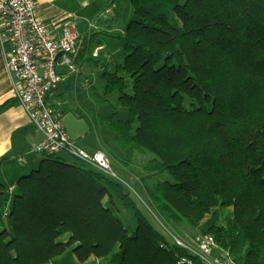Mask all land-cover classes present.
<instances>
[{"label":"trees","instance_id":"trees-1","mask_svg":"<svg viewBox=\"0 0 264 264\" xmlns=\"http://www.w3.org/2000/svg\"><path fill=\"white\" fill-rule=\"evenodd\" d=\"M126 1L125 28L93 30L81 58L126 113L106 121L114 163L150 157L144 197L75 157L3 161L0 264H201L177 242L183 227L235 264H264V0ZM122 4L107 1L108 22L120 26Z\"/></svg>","mask_w":264,"mask_h":264},{"label":"built area","instance_id":"built-area-1","mask_svg":"<svg viewBox=\"0 0 264 264\" xmlns=\"http://www.w3.org/2000/svg\"><path fill=\"white\" fill-rule=\"evenodd\" d=\"M35 0H0L4 65L13 85V98L42 139L36 154L66 152L103 174L119 180L102 151L87 153L71 142L61 123L59 109L49 103L62 80L61 71L76 74L73 56L79 34L70 21L48 27L38 17ZM178 244L199 258L201 264H235L228 252L209 236H198L192 244Z\"/></svg>","mask_w":264,"mask_h":264},{"label":"rangeland","instance_id":"rangeland-1","mask_svg":"<svg viewBox=\"0 0 264 264\" xmlns=\"http://www.w3.org/2000/svg\"><path fill=\"white\" fill-rule=\"evenodd\" d=\"M128 1L123 0L122 10L119 17V25L115 30H110V33L121 32L125 28L128 20L132 16V9ZM111 14L107 13L102 21L111 20ZM83 23V22H82ZM81 21L78 24L80 29L82 25ZM115 26V25H114ZM100 37V36H99ZM111 49V57H115L112 48L116 47V41L113 42L111 38H108ZM96 54L103 55V53ZM94 54V51L92 52ZM93 55V56H96ZM118 56V55H117ZM121 56L118 57L120 59ZM117 59V60H118ZM70 77L65 82L59 84L57 87L59 100H53L54 102L60 101L62 105L56 106L59 109L61 115V123L66 133L68 134L71 142L75 146L87 153H94L96 150L104 152L109 162L111 163L112 169L115 174L124 181V184L130 191L139 192L142 195V187L135 184L138 178L146 175L144 167L146 162L150 159L148 155L135 153L132 157L131 162L127 165V168L123 171L121 167L114 163L115 158H124V155L119 148L114 133L107 125V119L113 116L112 121L116 123L121 120L126 119V113L124 109H120L117 102L118 94L106 93L104 92V80L101 77V69L96 67L93 63L89 61H84L80 63V68L76 74H71ZM62 81V80H61ZM52 102L51 99L49 100ZM59 102V103H60ZM53 103H51L52 105ZM54 106V104H53ZM30 133H36L33 129L29 128ZM37 142L35 137L27 136L26 141L22 142L24 147L19 153H16L6 158V163L4 168L7 166H14L15 168L29 171L35 167L40 162L42 155L36 154L33 149ZM59 157L66 158L68 160L73 157L66 152H60L57 154ZM124 169V168H123ZM3 173L0 172V174ZM167 174H164L166 176ZM135 190V191H134ZM142 197H144L142 195ZM120 215L127 221H129V215L125 212H120ZM2 228V223H0V229ZM181 234V239L185 244H192L193 237L196 232L193 229L183 227ZM234 255V254H233ZM232 255V256H233Z\"/></svg>","mask_w":264,"mask_h":264},{"label":"crops","instance_id":"crops-1","mask_svg":"<svg viewBox=\"0 0 264 264\" xmlns=\"http://www.w3.org/2000/svg\"><path fill=\"white\" fill-rule=\"evenodd\" d=\"M108 0H35L37 17L48 27L59 25L65 21H70L76 27L79 34V44L76 49V53L73 56V63L75 67L80 68V63L84 62L81 58L82 42L85 38L89 37V34L99 31H110L117 28L113 21H102L107 13L111 10L106 9ZM81 21L82 25L80 29L78 24ZM4 22L0 21V106L4 102L9 101V105L0 108V170L2 168V162L10 156L22 152L24 148L22 142L26 141L27 136L35 137V141L39 143L42 139L41 134L32 127L27 116L25 115L22 107L16 99L13 98L14 91L10 76L5 68L4 56L2 52V39H5V34L1 31L4 30ZM115 25V26H114ZM120 31H122L120 29ZM108 39V38H106ZM116 49L113 51L116 52ZM102 47L94 49V54L97 51H104ZM62 81L68 80L72 75L66 73L65 70L61 71ZM58 92H55L51 99V103L56 105H62L60 101L54 102L53 100H59ZM48 100V101H49ZM60 102V103H59ZM50 103V101H49ZM50 103V104H51ZM52 104V105H53ZM29 128L33 129L38 134L30 133ZM72 141V140H71ZM74 144V143H73ZM75 145V144H74ZM100 151V150H96ZM95 151V152H96Z\"/></svg>","mask_w":264,"mask_h":264}]
</instances>
